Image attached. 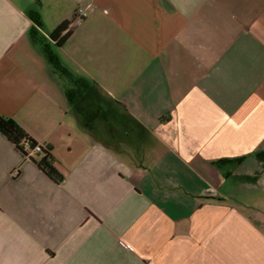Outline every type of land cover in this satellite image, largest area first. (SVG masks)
Masks as SVG:
<instances>
[{
    "label": "crops",
    "instance_id": "obj_1",
    "mask_svg": "<svg viewBox=\"0 0 264 264\" xmlns=\"http://www.w3.org/2000/svg\"><path fill=\"white\" fill-rule=\"evenodd\" d=\"M0 115V264H264V0H0Z\"/></svg>",
    "mask_w": 264,
    "mask_h": 264
},
{
    "label": "trees",
    "instance_id": "obj_2",
    "mask_svg": "<svg viewBox=\"0 0 264 264\" xmlns=\"http://www.w3.org/2000/svg\"><path fill=\"white\" fill-rule=\"evenodd\" d=\"M0 133L4 135L25 158L35 162L38 168L48 175L56 183L64 180L56 167L54 157L50 148H40L37 157H29L30 151L34 150L37 142L13 119L0 115Z\"/></svg>",
    "mask_w": 264,
    "mask_h": 264
},
{
    "label": "built area",
    "instance_id": "obj_3",
    "mask_svg": "<svg viewBox=\"0 0 264 264\" xmlns=\"http://www.w3.org/2000/svg\"><path fill=\"white\" fill-rule=\"evenodd\" d=\"M89 16V12L87 9L83 8V7H79L74 15V19H73V24L79 25L81 24V22L83 20H85L87 17ZM40 148L39 146H36L34 148V150L30 151L29 153V157H32L34 155H37L38 153H40ZM14 175L16 176L17 173L14 172Z\"/></svg>",
    "mask_w": 264,
    "mask_h": 264
}]
</instances>
